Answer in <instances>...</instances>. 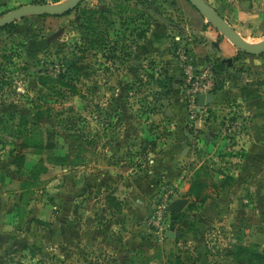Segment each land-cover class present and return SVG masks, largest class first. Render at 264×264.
I'll use <instances>...</instances> for the list:
<instances>
[{
	"label": "rangeland",
	"instance_id": "1",
	"mask_svg": "<svg viewBox=\"0 0 264 264\" xmlns=\"http://www.w3.org/2000/svg\"><path fill=\"white\" fill-rule=\"evenodd\" d=\"M65 1L0 0V17ZM204 1L248 43L264 40V0ZM185 2L85 0L67 15L0 30V264H264V54L235 49L229 61L216 52L195 64L191 38L176 29L187 24ZM187 65L212 89L199 112L186 91L168 89L172 69ZM249 86L251 100L231 90ZM178 128L187 156L175 150ZM162 160L188 201L174 240L148 226L153 206L133 219L150 161ZM166 174L159 192L175 188ZM197 179L203 203L188 196Z\"/></svg>",
	"mask_w": 264,
	"mask_h": 264
},
{
	"label": "crops",
	"instance_id": "2",
	"mask_svg": "<svg viewBox=\"0 0 264 264\" xmlns=\"http://www.w3.org/2000/svg\"><path fill=\"white\" fill-rule=\"evenodd\" d=\"M181 4H182V7L186 9L187 16L185 15V21H187V24L179 28L183 30V32H185L188 35V37L191 38L190 43L186 47V50L189 56L191 57V60H193L195 64L196 63L200 64V62L204 61L205 57L214 55L216 54V52L219 53V55H217L218 58L222 56L223 58H226L227 60L236 55L237 52L235 51V48L226 39H224L214 28H212L211 26H208L209 24H207L206 20L202 18L199 15V13L194 8H192V6H190L188 2H185L184 4L181 3ZM165 29H166L165 26L161 24H156L155 26V31L161 32V35L166 32ZM208 33L210 34L209 37L207 36ZM195 39H203L205 40V42L200 43V44L195 43L194 42ZM213 43H214V48L211 47ZM179 70L180 69L178 67H175L170 72V75L175 78L172 83H174V87L178 91V92L176 91V94L178 96L180 94L178 88L180 89V86H181V83L179 80ZM240 78H241V75H240ZM238 79L239 78L236 77V80ZM231 90L233 92V95H237L240 98L250 99V100L257 93L256 91H251V89L247 90V87L232 88ZM179 99L177 100L178 102H179ZM180 111L181 110H179L178 108H173L172 112H170L169 114L170 115L172 113L173 114H176V113L183 114V112L181 113ZM174 136H175V143H176L175 150L176 151L178 150L180 152L181 157L187 156L189 154V152L185 150L186 149L185 144L187 143V133L183 129L178 128L176 132H174ZM173 155H174V152H170V151L166 154V156H168L169 158H171V156ZM150 165H151V169L149 172L147 184L145 186L146 187L145 189L147 190L148 195L146 198H142V197L135 198V202L138 204V207L133 210V215L136 216L135 218H133L134 221H137L139 216H142L143 217L142 219H145L144 217H147L149 214L148 212H146V210L151 212L152 206H153L152 198L153 196L155 197L158 194L159 188H160L157 185V180L159 179V177L166 174L165 168H168L170 166L168 161L166 160H162L161 164H155L153 161L152 162L150 161ZM166 175H167V179H169L168 180L169 182L171 181V183L173 184L176 182L175 181L176 175L173 172L170 175L168 174ZM177 184L176 183L174 184L176 188H177ZM187 190H188V187L184 188L182 192L186 193ZM205 211L210 212V209L205 208ZM209 212H208L209 215H205V216H213L212 212L210 213ZM126 217L129 218L130 216H126Z\"/></svg>",
	"mask_w": 264,
	"mask_h": 264
},
{
	"label": "water",
	"instance_id": "3",
	"mask_svg": "<svg viewBox=\"0 0 264 264\" xmlns=\"http://www.w3.org/2000/svg\"><path fill=\"white\" fill-rule=\"evenodd\" d=\"M85 0H67L60 4H29L16 8L0 17V30L6 26L16 23L26 17H61L75 10ZM189 4L206 20V22L214 28L224 39H226L238 53L249 56H260L264 54V40L251 44L245 41L240 35L222 18L211 6L204 0H187ZM229 61V60H228ZM256 91V87L249 86L247 90ZM213 95L205 97L199 96L198 106L203 107L205 103L213 101ZM188 204L186 199H177L170 203V213L179 214ZM165 237L168 240L180 238L181 233L166 231Z\"/></svg>",
	"mask_w": 264,
	"mask_h": 264
},
{
	"label": "built area",
	"instance_id": "4",
	"mask_svg": "<svg viewBox=\"0 0 264 264\" xmlns=\"http://www.w3.org/2000/svg\"><path fill=\"white\" fill-rule=\"evenodd\" d=\"M176 40L178 41L179 38H176ZM184 55L185 53L181 54L180 57H181L182 62L184 64H187L188 60ZM182 72L187 77L186 85H184L183 90L184 92L186 91L190 97L189 102L191 103V105H193V109H194L193 112L195 111L197 112V110L200 111L202 108L199 109L198 107L199 96L204 95L205 97H208L209 93L211 94L212 89L211 87L209 88V87H206L204 84H202V81L205 78H203L202 74H199L196 68H193L192 66L187 65L185 69L182 70ZM193 80L195 81L193 82ZM198 82H200V85L198 84ZM197 85L199 86V88H197ZM207 89H209V91ZM175 189L176 187L174 188V190H171L170 188H167V187L160 189V192L156 196V201L154 202V205H153L152 214L151 216H149L148 226L155 229L158 232H161L163 237H165V232L167 231V229L165 228L164 224L162 225V223L163 221L165 222H167V220L169 221L170 219L169 205L172 201L177 200L178 198L176 195V193L178 192H176Z\"/></svg>",
	"mask_w": 264,
	"mask_h": 264
},
{
	"label": "trees",
	"instance_id": "5",
	"mask_svg": "<svg viewBox=\"0 0 264 264\" xmlns=\"http://www.w3.org/2000/svg\"><path fill=\"white\" fill-rule=\"evenodd\" d=\"M147 1L148 0H143V2L144 3H147ZM34 4H42V3H39V2H36V3H34ZM44 4V3H43ZM150 6H152V4H149ZM13 24H11V25H9V26H6V27H4V28H2L1 30H4V29H6V28H9V27H11ZM176 29L177 30H179L178 32H180V28H178V27H176ZM227 61V60H226ZM222 62H224V61H220V62H218V61H216V63H214V65H211V70H212V72H214V74H216V76H217V74H221L222 73V66H224V63H222ZM75 68V63H73V62H71V63H69V65H68V68L66 69V72L63 74V75H61L59 78H60V80H69L70 78V76H71V71L73 70ZM170 86V85H169ZM169 86H168V89L170 90V92L172 93V91H171V89L169 88ZM215 91V90H214ZM200 180L199 179H197V180H195L191 185H190V189H189V191H188V196L189 197H192V198H194V200L195 201H198V202H200V203H203V201H202V197H201V192H202V190L204 189V185L202 186V183L201 182H199ZM199 184V185H198ZM169 216H170V219H171V223H170V230L171 231H173V227L175 226V224L177 223V222H179V218H180V216H184V214L183 213H181V214H176V213H170L169 214Z\"/></svg>",
	"mask_w": 264,
	"mask_h": 264
},
{
	"label": "flooded vegetation",
	"instance_id": "6",
	"mask_svg": "<svg viewBox=\"0 0 264 264\" xmlns=\"http://www.w3.org/2000/svg\"><path fill=\"white\" fill-rule=\"evenodd\" d=\"M236 77H238V78L240 79V74H237ZM174 79H175V78L173 77V80H174ZM239 79H238V80H239ZM173 80H172V82H173ZM179 80H180V83H182V80H183V79H182V70H179ZM169 88L171 89L172 93L175 92V94H176L177 89L174 87V83H171L170 86H169ZM178 90H179V93H180L179 95L182 96V95L184 94V90L182 89V86H180V89L178 88ZM177 92H178V91H177ZM179 102L182 103V99H181V98L179 99ZM208 104H209V103H205L204 106H206V105H208ZM204 106H203V107H204ZM198 107H199V106H198ZM203 107H199V109H201V108H203ZM198 111H199V110H197V112H198ZM185 112H186V115H188V112H187V111H185ZM208 212H209V211H208ZM208 212H206L207 215H209ZM210 212H211V211H210ZM210 212H209V213H210Z\"/></svg>",
	"mask_w": 264,
	"mask_h": 264
}]
</instances>
